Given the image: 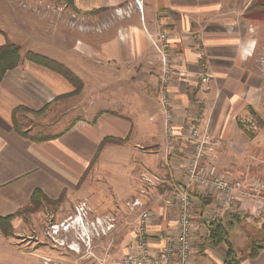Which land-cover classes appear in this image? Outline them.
I'll return each mask as SVG.
<instances>
[{
  "label": "crops",
  "instance_id": "0c3cea01",
  "mask_svg": "<svg viewBox=\"0 0 264 264\" xmlns=\"http://www.w3.org/2000/svg\"><path fill=\"white\" fill-rule=\"evenodd\" d=\"M141 1L142 11L134 0H75L74 6L65 10L64 16L70 18L64 26L45 27L43 17L30 8L0 0V46L14 42L24 52L31 50L66 65L84 81L81 100L87 105L80 115L69 110L52 122L51 132L41 128L34 134L32 127H21L28 131L27 136L22 135L14 126L13 113L18 107L36 113L74 87L55 71L29 61L6 73L0 84V217L28 205L36 190L54 201L63 196L66 202L92 197L89 173L96 168L104 175L106 161L111 167L127 161L129 167L124 173L132 171L129 178L120 180L119 200L139 196L140 178L133 176L136 171L158 175L160 182L148 188L143 199L146 207H159L171 183L184 180V163L192 151L186 137L197 100L202 101L204 125L221 140L212 156L219 169L242 177L253 169L254 162L248 159L253 140L240 125L251 121L249 106L258 112L264 110V73L260 57L257 60L264 48V20L244 15L254 0ZM129 4L133 6L131 14L117 12ZM43 9L41 6L40 11ZM74 10L84 18L80 27L72 19ZM159 33L168 35L174 59L170 95L176 137L172 145L167 141L160 100L162 61L154 45ZM200 73L211 74L207 84L202 83ZM106 74L112 81L101 84L99 80ZM86 75H92L90 84ZM108 88L116 94L105 100L110 96L103 94ZM40 134L58 136L36 140ZM106 138L117 142L100 147ZM195 197L199 226L194 238L195 264L206 255V259L222 264L225 244L212 246L205 240L212 203L218 197L208 202L197 193ZM257 203L264 206V195ZM108 210L107 202L104 211L98 212L102 215L96 216L106 215ZM129 214L134 217L129 236L118 257L109 258L106 264H118L117 259L128 252L138 212ZM242 219L240 214L230 213L221 220L234 227ZM173 222L171 215L153 214L150 232L155 251L162 246L157 233L172 227ZM11 225L13 236H5L0 228V264H70L72 257L79 255L68 247L70 257L60 260L56 250L40 246L35 230H26L24 218L15 217ZM69 237L87 251L72 233ZM239 264H264V248Z\"/></svg>",
  "mask_w": 264,
  "mask_h": 264
},
{
  "label": "built area",
  "instance_id": "2783aa9c",
  "mask_svg": "<svg viewBox=\"0 0 264 264\" xmlns=\"http://www.w3.org/2000/svg\"><path fill=\"white\" fill-rule=\"evenodd\" d=\"M134 1L136 7L142 11V1ZM132 11V4H129L126 9H117L118 13L127 15ZM154 45L161 55L163 86L160 90V100L165 110L167 141L169 145H172L176 134L173 126L174 115L171 108L170 86L173 82L175 68L173 54L168 44V35L159 33ZM201 54L205 55L206 52L203 50ZM260 64L264 73V48L260 56ZM199 77L203 84H207L211 74L200 73ZM201 105L202 101H195L189 133L186 137L191 142L192 151L184 163V180L171 183L169 193L163 198L159 207H146L143 198L147 194L148 188L156 186L160 182V177L148 173L140 175L139 196L127 202L126 205L131 212H138L135 235L128 252L117 259L118 264H195L194 238L199 228L196 193L203 198V202L218 197L217 201L212 203L209 223L219 221L231 213L245 215L248 222L262 226L264 208L261 209L262 205L257 201L264 195V180L258 177L237 178L227 175L219 169L212 156L215 149L221 145V140L204 125L205 115ZM250 125V128H255L253 122ZM155 212L171 215L174 220L172 227H167L157 233L156 237L162 242L158 251L152 248L150 232ZM76 224L81 228V232L75 230ZM115 225L113 216H93L90 202L84 199L76 205L74 214L67 220L61 224H53L51 232L56 235L61 229L68 233L73 231V235L78 238L76 240L79 243L82 242L86 247H90V243L95 238L99 239L107 235L115 228ZM68 246L75 249L74 251L77 250L76 252L80 251L75 242H70ZM197 250H199V246L196 244ZM109 258V256L105 257L101 264H106Z\"/></svg>",
  "mask_w": 264,
  "mask_h": 264
},
{
  "label": "rangeland",
  "instance_id": "374dc122",
  "mask_svg": "<svg viewBox=\"0 0 264 264\" xmlns=\"http://www.w3.org/2000/svg\"><path fill=\"white\" fill-rule=\"evenodd\" d=\"M1 1H4L5 3H11L13 5L18 2L20 5L30 8L32 12L36 13L40 17H43L42 24L45 27L64 26L65 21H68V18H70V17L68 18L65 17L64 14L66 8L71 7V5L64 0H1ZM41 6L44 7L42 11H40ZM73 12L74 13L72 19L74 20V24L76 25V27L82 26L81 25L82 20L80 19H84V18H80L78 15H76L75 10ZM258 57H260L259 53L257 55V60H259ZM62 77L65 78L64 76ZM85 78L87 83L90 84L92 80L90 78H92V75H86ZM107 78L108 77L106 74L100 80L94 78L95 79L94 81L98 82L99 80L101 84L112 81L111 79H107ZM66 80L70 82L68 79ZM72 85L74 87V90L72 92L58 96L53 101V103L47 104L39 111H36V113H32L29 111H19L17 113V118L20 121V123H22L21 124L22 128L25 129L26 127L29 128L32 127L33 128L32 131H34L33 132L34 134H36V132L39 133V130L41 128H44L46 132H51V130L49 129L51 123L57 121L59 118L67 114L66 112H68L69 110H71V112L73 111L72 112L73 114H79V115L82 114V112L85 110V107L87 106L85 100L84 101L81 100L82 98L81 93L83 87L79 93L73 94L77 88L76 85L74 84ZM83 85H84V81H83ZM108 89L109 91L103 93L104 95H106L108 92L107 95H110L108 98L106 97L103 98L105 100L111 99L110 98L111 95L116 94L110 88ZM100 96H102V94ZM87 104H89V101ZM250 109H253V107L249 106V110ZM70 117L74 118L73 115ZM252 122L255 124V128H250L251 126L250 124ZM244 124L246 126L245 125L243 126L240 125V126L244 130H246L248 136L251 138V140H253V142L250 143V146H252L251 148L252 151L248 155V159L249 161L254 162L253 164L254 166H252L253 169L251 168L243 173L244 175H246L245 177L234 176V175L232 176L243 179L258 177L264 180V110L262 112L261 111L258 112L253 109V113H251V121L250 122L248 121V123H244ZM213 161L215 162V160ZM106 162L104 163V166H106L105 171H103L104 175H101L102 173H97L96 168L90 171L89 173V176L91 178V186L89 188L90 190H92V188L94 189V194L91 193L93 194L92 197L88 196L83 199L81 197H78L73 201L66 202L65 197L63 196L56 203L43 200L41 204L35 205L32 208L31 212H26L22 216H19L24 218V225L26 230L29 231L31 230V232L32 230L36 231L37 237H39V239L42 242L40 246L47 250H56V253L58 254L60 260L61 259L63 260L66 256L70 257V253L68 251L69 249L68 244L71 242L70 241L71 239L69 237V234L72 233L73 235L74 233L73 231H70L68 233L62 231L61 229L58 234L53 235V233L51 232L52 231L51 227L53 226V224H61V222L67 220L69 216L73 215L75 212L76 205L81 200L87 199L90 202L93 216L102 215V214H98V212H103L104 206L108 202L109 210L106 211L105 214L109 216H113L115 218L116 225L115 228H113V230L109 232L107 235L99 239L95 238L90 243L91 246L87 247L88 248L87 251L85 250L86 252L82 250V247L80 245H79L80 247L77 246V249H80V251L78 252L79 255L77 258L72 257L73 261H69L70 264H82V263L97 264V262L100 261V259L107 256L115 259L118 257L120 253L119 250H121L120 246L123 244V241L125 240V238H127V236H129L128 233H130L129 230L133 223L134 217L133 215L129 214V212L131 213V211L127 208L126 205L127 202L131 201L130 200L131 198L127 200L126 199L119 200V199L123 186L120 180L123 181L129 178L128 176H131L130 173H132V171H130V173L127 172L126 174L124 173L125 171H127L129 167L127 161H122L120 164L115 166L112 165L113 167H111L112 163L109 164ZM140 172L141 171H136L137 175L134 174L133 176L140 178V174H141ZM262 207L264 208V206H261V209ZM240 216L243 217L241 222L236 223L234 227H230L228 230L229 240L232 242L238 256L249 251L252 240L256 238H260L258 237V235L264 236V231L256 230V225L249 223L245 215H240ZM74 228H76L75 230L77 232L82 231L81 228L77 226V224L74 226ZM261 228H264V222L262 223ZM13 235H14V231L13 234L10 236ZM74 238L78 239L76 236ZM221 249H223L224 251L225 246H223ZM206 257L207 255L203 257V259L205 260L202 259L203 261H198L197 264H221L219 261H210L211 258L206 259ZM81 259L85 261L81 262ZM19 262L23 263V261H19ZM44 262L48 264L50 261H44Z\"/></svg>",
  "mask_w": 264,
  "mask_h": 264
},
{
  "label": "trees",
  "instance_id": "16d2710c",
  "mask_svg": "<svg viewBox=\"0 0 264 264\" xmlns=\"http://www.w3.org/2000/svg\"><path fill=\"white\" fill-rule=\"evenodd\" d=\"M64 1H67L72 7L74 6L75 0ZM244 15L249 19L264 20V0H254L252 4L246 9ZM24 61H29L47 67L64 76L72 84L76 85L77 89L73 94L79 93L83 87V80L63 63L31 50L24 52L22 47L14 42H7L6 44L0 46V84L8 71L19 67ZM19 111L30 112L31 110L26 107H18L13 113L14 126L16 131H18L22 135L27 136V131H23V129L21 128L22 123H20L17 118V113ZM250 111H252L251 113H253V109H250ZM40 135L41 136H39L36 140H49L58 136L42 134ZM112 142L117 141H114V139L111 138H106L104 139L100 147H103L104 145ZM43 200L55 203L58 202V200L54 201L52 199H49L47 196H45L42 190H36L28 205L24 206L13 215L0 217V228L2 229L4 234L6 236H10L13 234V228L11 225L12 219L17 216H22L26 212H31L32 208L35 205L41 204ZM229 228L230 225L224 224L222 220L210 222L207 224V231L205 234V240L212 246L225 244L227 251L226 257L222 264H239L240 261L244 258L257 256L261 249L264 248L263 236L253 239L249 251L243 253L241 256H238L232 242L229 240Z\"/></svg>",
  "mask_w": 264,
  "mask_h": 264
},
{
  "label": "bare ground",
  "instance_id": "6f19581e",
  "mask_svg": "<svg viewBox=\"0 0 264 264\" xmlns=\"http://www.w3.org/2000/svg\"><path fill=\"white\" fill-rule=\"evenodd\" d=\"M75 250V249H74Z\"/></svg>",
  "mask_w": 264,
  "mask_h": 264
}]
</instances>
